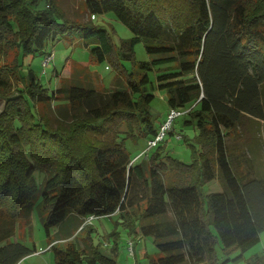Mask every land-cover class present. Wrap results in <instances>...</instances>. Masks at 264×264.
Here are the masks:
<instances>
[{
  "label": "trees",
  "instance_id": "obj_1",
  "mask_svg": "<svg viewBox=\"0 0 264 264\" xmlns=\"http://www.w3.org/2000/svg\"><path fill=\"white\" fill-rule=\"evenodd\" d=\"M42 1L0 0V44L8 35L16 42L23 83L6 97L9 82L0 69L7 99L0 115V264L36 253L11 242L35 205L56 264H117V244L113 256L94 245L92 223L99 219L153 238L158 256L150 264H226L219 246L230 257L258 245L264 180L234 171L225 139L252 141L264 122V0H86L94 19L112 13L131 31L119 47L92 21H70L55 0L33 11ZM66 36H81L98 64H111L113 89L78 63L64 67L52 92L33 71L21 74L26 58ZM140 42L155 58L139 63L144 73L132 74L122 62L135 63ZM157 92L200 130L196 146L184 139L191 164L162 144L136 163L125 146L127 138L137 143L158 135L151 111ZM48 110L58 115L54 127ZM36 170L45 172L40 188ZM214 182L221 191L206 194ZM51 228H58L54 239ZM252 264L264 261L255 257Z\"/></svg>",
  "mask_w": 264,
  "mask_h": 264
},
{
  "label": "rangeland",
  "instance_id": "obj_2",
  "mask_svg": "<svg viewBox=\"0 0 264 264\" xmlns=\"http://www.w3.org/2000/svg\"><path fill=\"white\" fill-rule=\"evenodd\" d=\"M60 6L61 10L65 12L67 18L81 25H85L92 21L93 24L102 30L110 33L112 42L116 47H119L121 41H126L133 38L131 31L123 25L112 13L97 15L94 19L89 12L86 0H55ZM48 1L43 0L38 7L33 11L43 10L47 7ZM135 63L124 61L123 66L132 74L144 73L139 70L140 62H150L155 57L147 54L143 42L137 44L134 48ZM53 53V63L46 68L45 73L42 63L46 55ZM18 55L17 45L11 35L6 36L3 43L0 44V69L9 82L8 93H1L0 95V115L4 112L7 99L16 96L17 90L23 88V83L19 79L18 67H16V58ZM86 64V68L93 74H96L101 80V85L106 90H111L115 87L116 72L108 61L98 64L90 50L85 46L81 36L75 37H58L54 40H49L43 52L37 54L35 58H26L21 74L27 73L28 70L34 72L41 85L49 92L56 90L60 84V78L64 67L71 64ZM24 71V73H23ZM151 81H155L152 72H147ZM44 74V75H43ZM99 84V81H98ZM125 85V84H124ZM6 94V97H3ZM166 95L163 92H157L156 98L151 104V111L154 115L155 123L159 133L161 126L167 121L169 108L166 103ZM188 110H185L187 112ZM47 116L51 120V125H57L58 115L55 111L48 110ZM189 117L181 116L172 122L171 130L166 134L165 140L161 143L165 151L173 158L185 164L192 162V148L189 147L185 140L196 146L200 130L195 125H187L186 121ZM125 131V129H122ZM259 134L251 141L235 140L226 137L225 144L228 149L229 161L234 171L241 175H249V178L264 180V122L257 125ZM173 131L174 135L169 133ZM121 137H125L121 134ZM180 137V139L178 138ZM185 139V140H184ZM147 140L140 139L134 143L131 139L124 141L128 152L134 162L140 163L145 157L153 152L154 149L148 151ZM145 154V155H144ZM146 158V159H147ZM247 175V176H248ZM35 184L40 188L44 179L45 172L36 170ZM206 194L213 191H221L218 182L206 185L204 188ZM36 206L31 211V217L27 220L22 219L15 227V234L13 239L19 240L21 244L29 249H37V253L32 254L23 259L19 264H56L54 253L49 251L48 236L39 217ZM95 232L92 234V239L95 246H100L106 255H114L113 247L117 244V264H150V259L158 256V250L155 246L154 240L151 237L131 236L129 231L121 224L117 225L115 219H99L93 221ZM58 228H51L50 236L55 238ZM116 235V238L113 237ZM83 235L80 237V239ZM79 239V240H80ZM116 239V243L113 242ZM135 240V244L131 240ZM131 242V243H130ZM132 244V251L129 248ZM76 247H82V241H77ZM239 256L242 259L235 263L233 260ZM217 257L220 262H227L226 264H252L255 257H259L264 261V232L260 235V242L258 245L245 253L235 251L230 257H226L221 251L220 246L217 248Z\"/></svg>",
  "mask_w": 264,
  "mask_h": 264
},
{
  "label": "built area",
  "instance_id": "obj_3",
  "mask_svg": "<svg viewBox=\"0 0 264 264\" xmlns=\"http://www.w3.org/2000/svg\"><path fill=\"white\" fill-rule=\"evenodd\" d=\"M53 59H54L53 53H50V54L46 55V57H45V59H44V61L42 63V66L44 68V72L43 73H45L46 68L49 67L53 63ZM181 115H182L181 112H178L176 110L169 109V113L167 115V121L161 126V132L158 133V135L156 136V138H154L153 140H149L147 142L148 151H150L152 149H155L157 146H159L165 140L166 134L172 128V122L176 118L180 117ZM178 138L180 139V137H178ZM129 245L131 247L129 249H130V251H132V244H129Z\"/></svg>",
  "mask_w": 264,
  "mask_h": 264
},
{
  "label": "crops",
  "instance_id": "obj_4",
  "mask_svg": "<svg viewBox=\"0 0 264 264\" xmlns=\"http://www.w3.org/2000/svg\"><path fill=\"white\" fill-rule=\"evenodd\" d=\"M81 65L82 66H84V67H86L87 65L86 64H84V63H81ZM11 242H14V243H18L19 242V240H15V239H11ZM20 243V242H19ZM5 245V243H3L2 245H0V247H3ZM38 251H37V249H36V253H37ZM35 254V253H34Z\"/></svg>",
  "mask_w": 264,
  "mask_h": 264
}]
</instances>
